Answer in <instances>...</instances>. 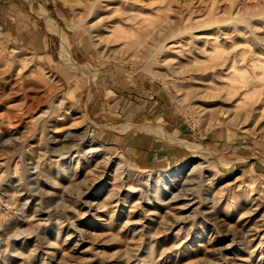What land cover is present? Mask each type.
I'll list each match as a JSON object with an SVG mask.
<instances>
[{
  "label": "rangeland",
  "instance_id": "1",
  "mask_svg": "<svg viewBox=\"0 0 264 264\" xmlns=\"http://www.w3.org/2000/svg\"><path fill=\"white\" fill-rule=\"evenodd\" d=\"M15 1L50 42L0 28V264H264V0Z\"/></svg>",
  "mask_w": 264,
  "mask_h": 264
},
{
  "label": "crops",
  "instance_id": "2",
  "mask_svg": "<svg viewBox=\"0 0 264 264\" xmlns=\"http://www.w3.org/2000/svg\"><path fill=\"white\" fill-rule=\"evenodd\" d=\"M25 5V3L20 1L0 0V28L3 27L4 34L18 44L33 50L42 51L44 55H49L47 48L49 46L48 42L50 41H48V31L43 26L44 20L40 15L32 13L29 7H25ZM110 87L112 90L110 93L117 97L115 104L121 101L122 105L118 104V106L121 105L120 108L126 106L124 109L128 110L142 103L140 92L142 93L143 91L141 90L142 86L139 82L135 80L125 81L123 77L116 78L112 76ZM150 90V93H152L153 89L150 88ZM150 93L144 91L143 94ZM118 109L115 110L117 111ZM162 114L166 118V115L164 113ZM167 121L170 120L164 122L165 127H168L166 126ZM169 127H172V125L169 124ZM122 140V144L120 143L121 139H115L114 142L118 145L121 144L124 151L129 152L135 157L144 155V147L139 139L131 138L127 133Z\"/></svg>",
  "mask_w": 264,
  "mask_h": 264
},
{
  "label": "bare ground",
  "instance_id": "3",
  "mask_svg": "<svg viewBox=\"0 0 264 264\" xmlns=\"http://www.w3.org/2000/svg\"><path fill=\"white\" fill-rule=\"evenodd\" d=\"M233 117H234V119H237L238 117H239V119H242V120H244L243 118L244 117H242L241 118V116H239V115H236V114H234L233 115ZM159 126V125H158ZM151 128V127H150ZM153 129V131L155 130V131H158L159 133H161V134H163L164 135V131H163V129H161L160 128V126L158 127V128H152ZM166 136V135H165ZM162 137V136H161ZM183 146V145H182ZM189 146V145H188ZM93 148V147H92ZM196 148V147H195ZM194 149V148H193ZM197 149V148H196ZM196 167V165L194 166V168ZM173 175H175V173L173 174Z\"/></svg>",
  "mask_w": 264,
  "mask_h": 264
}]
</instances>
